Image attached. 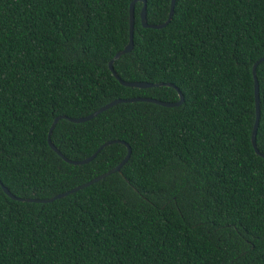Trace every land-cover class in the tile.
<instances>
[{
    "label": "trees",
    "instance_id": "1",
    "mask_svg": "<svg viewBox=\"0 0 264 264\" xmlns=\"http://www.w3.org/2000/svg\"><path fill=\"white\" fill-rule=\"evenodd\" d=\"M126 81L171 83L125 86ZM171 0H145L149 24ZM144 0H0V264H264V157L251 133L264 0H176L144 27ZM264 154V61L256 67ZM178 90H177V89Z\"/></svg>",
    "mask_w": 264,
    "mask_h": 264
},
{
    "label": "water",
    "instance_id": "2",
    "mask_svg": "<svg viewBox=\"0 0 264 264\" xmlns=\"http://www.w3.org/2000/svg\"><path fill=\"white\" fill-rule=\"evenodd\" d=\"M175 1L176 0H171L170 2V10L168 13V17L167 19L159 24H149L147 22V18H146V4H145V0H144V4L143 7L140 11V21L142 26L144 27H151V28H161L166 26L169 21L171 20L173 11H174V5H175ZM133 32H134V1L131 2L130 4V8H129V39L127 44L123 47V49L117 51L113 57L109 60L108 62V67L109 69L113 72L114 76L120 81L121 84L125 85V86H130V87H137V88H147V87H153V86H159V85H168V86H174L171 83H163V82H157V83H150V82H145V81H126L121 79L117 73L114 71L113 68V63L115 62V60H117L121 55L128 53L132 47H133ZM264 61V55L261 56L258 60H256L253 65H252V75L254 78V95H255V106H256V117H255V121H254V125H253V129H252V133H251V143L252 146L255 150L256 153H258L260 156L264 157V154L261 153L256 145V132H257V127H258V123H259V114H260V108H259V84H258V80L256 77V67L257 65ZM177 89V88H176ZM178 90V89H177ZM179 93V99L177 101H164V100H159L153 97H130V98H116L106 104H104L103 106L99 107L98 109L94 110L93 112L85 115V116H80V117H68L65 115H58L56 116L49 128L48 131V137H47V141L49 146L58 154L60 155L66 162H69L71 164H75V165H79V164H84L87 163L91 160H93L96 155L98 154V152L105 146L114 143V142H122L126 145L127 147V152L124 156V158L114 167H112L111 169L107 170L106 172L82 183L79 184L69 190L60 192L58 194H55L51 197L48 198H27V197H18L16 195H14L5 185L2 184V182L0 181V185L3 189V191L11 198L16 199V200H20V201H27V202H42V203H46V202H51L55 199L58 198H62L70 193H73L79 189H82L83 187H86L96 181H99L100 179L106 177L109 174L115 173V172H121V168L122 166L127 162V160L130 157L131 154V147L129 146V144H127L126 142L122 141V140H107L105 142H103L96 150L95 152H93L90 156L80 159V160H73V159H69L67 158L65 155H63L60 150L58 148H56V146L52 143L51 141V133L53 128L55 127L57 121L61 118L64 119H68L72 122H84L87 120L92 119L93 117H95L96 115H98L99 113L105 111L106 109L110 108L111 106L121 103V102H131V101H149V102H153L162 106H168V107H172V106H177L180 105L183 101V94L178 90Z\"/></svg>",
    "mask_w": 264,
    "mask_h": 264
}]
</instances>
